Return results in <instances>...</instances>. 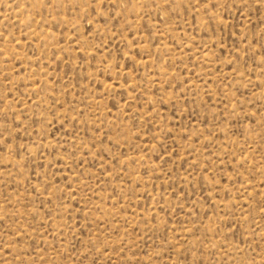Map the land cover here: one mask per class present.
<instances>
[{"label":"rangeland","instance_id":"rangeland-1","mask_svg":"<svg viewBox=\"0 0 264 264\" xmlns=\"http://www.w3.org/2000/svg\"><path fill=\"white\" fill-rule=\"evenodd\" d=\"M0 264H264V0H0Z\"/></svg>","mask_w":264,"mask_h":264}]
</instances>
